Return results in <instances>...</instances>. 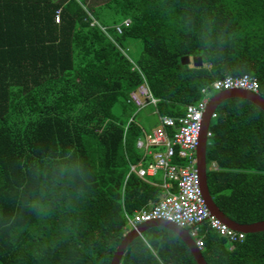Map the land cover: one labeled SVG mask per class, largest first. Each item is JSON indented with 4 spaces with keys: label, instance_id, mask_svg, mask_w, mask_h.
<instances>
[{
    "label": "trees",
    "instance_id": "16d2710c",
    "mask_svg": "<svg viewBox=\"0 0 264 264\" xmlns=\"http://www.w3.org/2000/svg\"><path fill=\"white\" fill-rule=\"evenodd\" d=\"M246 75L264 97V0H0V264H112L128 218L164 196L159 180L128 178L152 160L131 93L146 81L157 116L179 118L214 82ZM210 133L214 203L239 225L264 221V111L229 99ZM199 233L207 264H264V232L231 246ZM120 264L197 262L154 227Z\"/></svg>",
    "mask_w": 264,
    "mask_h": 264
},
{
    "label": "built area",
    "instance_id": "2783aa9c",
    "mask_svg": "<svg viewBox=\"0 0 264 264\" xmlns=\"http://www.w3.org/2000/svg\"><path fill=\"white\" fill-rule=\"evenodd\" d=\"M59 21L60 11L56 15V22ZM91 25H98L103 32L107 33L106 28L93 19ZM129 26L130 21L126 20L121 25H117L115 30L118 34H122L123 29ZM211 88L215 92L240 89L261 96L258 79L250 75L242 78L228 77L214 82ZM203 92L206 95L202 102L187 106L184 116L179 118L159 116V125L150 132H144V136L137 141L136 146L146 156H151L152 160L147 164L132 165L128 174V178L132 174L142 180L155 178L161 182L160 187L164 191V196L157 204L137 211L128 218L129 229L132 232L138 231L142 224L152 221L171 222L188 230L200 251L204 248L203 237L199 233L203 225H207L233 244L243 242L246 237L244 233L231 229L216 217L208 208L204 196L202 178L197 166V154L204 115L213 94L207 89ZM128 102L133 103L138 111L153 107L158 114L159 101L151 93L146 81L131 93ZM215 117L216 113L212 119ZM211 137L212 134L209 132L208 140Z\"/></svg>",
    "mask_w": 264,
    "mask_h": 264
},
{
    "label": "water",
    "instance_id": "95a60500",
    "mask_svg": "<svg viewBox=\"0 0 264 264\" xmlns=\"http://www.w3.org/2000/svg\"><path fill=\"white\" fill-rule=\"evenodd\" d=\"M184 65L193 64L194 67L201 68L203 66V59L201 57H196L191 59L190 57H185L182 60ZM229 99H243L247 100L254 105L258 106L261 110L264 111V98L253 93L244 91V90H228L222 91L215 94L209 104L207 111L204 115L203 125H202V132H201V140H200V147L198 149L197 159H198V169L200 171V175L202 178V185L204 190V196L206 198L207 206L211 210V212L218 217L222 222L227 224L231 229L248 234H255L264 232V221L256 222L250 225H239L233 221H231L227 216H225L217 205L214 203L213 198L210 193V189L208 186V166H207V146H208V138L207 135L210 132V125L212 122V116L216 113L218 107L225 101ZM154 227H164L175 234H177L187 245L189 250L191 251L192 255L194 256L197 264H207L205 258L202 255V252L197 248L195 242L190 237L188 230L178 227L177 225L167 222L164 220L152 221L148 223L142 224L138 231H133L129 233L125 239L123 240L122 244L118 247L116 254L113 257L112 264H120L123 256L127 250V248L131 245L133 241L137 238L142 237V235L147 232L148 230Z\"/></svg>",
    "mask_w": 264,
    "mask_h": 264
},
{
    "label": "rangeland",
    "instance_id": "374dc122",
    "mask_svg": "<svg viewBox=\"0 0 264 264\" xmlns=\"http://www.w3.org/2000/svg\"><path fill=\"white\" fill-rule=\"evenodd\" d=\"M140 53H141V47H140L139 43H137V46L135 48H132L131 54H132L133 58L136 59L140 56ZM153 109H154L153 107H147L144 109V113H142L139 116V120L141 122H143L142 124L144 125L146 131H151L152 129H154V127L157 125V122H158V119L155 115L149 117V116H146V114H145L146 112H151V110H153ZM141 119H144V120L142 121ZM228 245L231 246L232 243H228Z\"/></svg>",
    "mask_w": 264,
    "mask_h": 264
},
{
    "label": "crops",
    "instance_id": "0c3cea01",
    "mask_svg": "<svg viewBox=\"0 0 264 264\" xmlns=\"http://www.w3.org/2000/svg\"><path fill=\"white\" fill-rule=\"evenodd\" d=\"M142 113H144V111H143ZM142 113H141V114H142ZM145 114H146V116H149V117L155 115V116L157 117V119L159 120V118H158V116H157V114H156V112H155V109L151 110V112H146ZM143 120H144V119H143ZM157 125H158V122H157ZM157 125H156L154 128H156ZM152 130H153V129H152ZM152 130H151V131H152ZM148 132H150V131H148ZM213 168H215V167H213ZM150 179H155V178H150ZM154 205H155V204H154ZM152 206H153V205H151L149 208H151ZM142 210H143V209H142ZM139 211H140V210H139Z\"/></svg>",
    "mask_w": 264,
    "mask_h": 264
},
{
    "label": "bare ground",
    "instance_id": "6f19581e",
    "mask_svg": "<svg viewBox=\"0 0 264 264\" xmlns=\"http://www.w3.org/2000/svg\"><path fill=\"white\" fill-rule=\"evenodd\" d=\"M243 77V76H242ZM145 82V81H144ZM213 90V89H212ZM218 93V92H217ZM215 94V93H214Z\"/></svg>",
    "mask_w": 264,
    "mask_h": 264
},
{
    "label": "clouds",
    "instance_id": "9594fccd",
    "mask_svg": "<svg viewBox=\"0 0 264 264\" xmlns=\"http://www.w3.org/2000/svg\"><path fill=\"white\" fill-rule=\"evenodd\" d=\"M262 97V96H261Z\"/></svg>",
    "mask_w": 264,
    "mask_h": 264
}]
</instances>
